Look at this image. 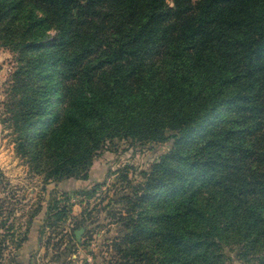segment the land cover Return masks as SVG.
I'll return each instance as SVG.
<instances>
[{"label": "trees", "instance_id": "1", "mask_svg": "<svg viewBox=\"0 0 264 264\" xmlns=\"http://www.w3.org/2000/svg\"><path fill=\"white\" fill-rule=\"evenodd\" d=\"M100 1L31 0L61 33L53 49L39 50L15 69L0 120L4 135L29 170L46 180L88 178L95 157L117 138L177 139L174 152L139 183L141 192L126 196L130 213L119 218L130 231L115 244L145 264H232L225 263L223 246L232 240L242 264H264V141L256 148L255 138L242 139L255 155L253 184L239 193L236 183L225 182L240 166L229 149L240 145L232 136L240 133L241 118L231 111H264V0H105L99 8ZM22 22L7 20L0 31L13 49L34 51L40 43L26 42ZM64 37L74 43L71 56L60 47ZM53 52L68 66L62 73L77 77L62 82L63 113L36 131L49 114L45 96L53 90L35 78L47 66L44 55ZM87 52L103 68L96 82L88 66L72 71ZM157 54L160 59L152 58ZM206 123L212 136L181 154L179 140ZM119 176L132 183L129 172ZM208 180L215 186L202 191ZM105 184L81 194L92 198ZM166 194L172 201L156 205ZM3 223L0 259L16 230Z\"/></svg>", "mask_w": 264, "mask_h": 264}, {"label": "rangeland", "instance_id": "2", "mask_svg": "<svg viewBox=\"0 0 264 264\" xmlns=\"http://www.w3.org/2000/svg\"><path fill=\"white\" fill-rule=\"evenodd\" d=\"M169 3L172 4L170 0ZM105 6L106 1H100L98 7ZM1 10H4L5 14L0 18V27L7 20H14L19 26L22 20L21 29L26 32V42L36 39L40 45L34 51L33 46L24 50H15L12 44L5 42L9 37L8 33L0 31V120L4 116L7 88L19 63L39 50L49 52L48 50L54 48L57 35L61 33L56 25L46 23L44 10L31 0H0V13ZM16 11L19 13L18 16H15ZM208 27L205 26L203 29ZM20 35L19 32L15 39H20ZM60 47L62 52L71 56L74 43L64 37ZM92 55L89 52L84 53L79 61L72 64V71L77 69L82 71L88 66L96 82L98 80L96 76L103 68L92 61ZM159 55L152 58L158 60ZM58 57H60L58 52L44 55L45 59H49L47 66L42 68L35 78L40 86L53 90L45 96L49 114L43 116L42 123L36 131L50 128L54 118L63 113L62 105L66 97L62 92V82L75 80L77 77L70 70L66 73L69 78L62 73V70H67L68 66ZM232 113L238 114L241 118L240 133L232 136V143H240V145L234 151L231 149L229 151L232 156H239L241 160H238L239 172L229 180L225 177V182L236 183L240 193L242 188L244 190L247 188L246 183L253 184V179L256 177L255 167H251L255 155L247 144H242V139L255 138L258 140L256 148L264 141V111L249 113L241 109L233 110ZM223 115L222 113L220 117ZM247 123L254 124L247 127ZM207 125L208 123L204 124L199 131L192 134L195 136L189 135L179 140L181 154L188 150L192 152L201 137L205 139L212 136L207 131ZM249 128L252 129L248 130ZM176 141L177 139L170 138L165 142L142 143L131 138H117L95 157L88 178L46 180L42 174L29 170L26 162L17 155L11 139L8 135H4L0 121V150L7 149L9 152L8 160L0 157V207L6 208H3L2 213L0 211V225L5 221L6 228L14 225L16 229L12 240L8 238L10 243L0 259V264H145L137 262L135 258L129 259V255L124 250L121 252L120 246L115 244L130 231V228L124 225L125 219H120L119 215L123 213L125 216L130 213L126 196L134 197L136 194L133 192H141L139 183L146 180L147 174L152 172L155 164L174 152ZM127 166L132 168L127 169ZM121 170L129 172L131 184L123 182L120 176L118 177ZM217 174L221 175V172ZM262 177L261 175L260 178ZM212 178L213 181L218 179ZM218 180L221 183V179ZM105 181L106 184L94 197L87 198L81 194L82 191H88L94 185L103 184ZM210 181L200 184V189L204 191L215 186L214 182ZM189 183L188 190H191L194 184L198 185L197 179L190 180ZM243 193L245 195L246 192ZM173 197V194H166L162 199H157L156 205L161 207L166 202L172 201ZM10 212L14 215L9 218ZM33 212L32 222L28 224ZM24 236L26 239L21 241ZM223 246L228 257L225 263L242 264L239 260L237 243L228 240Z\"/></svg>", "mask_w": 264, "mask_h": 264}, {"label": "clouds", "instance_id": "3", "mask_svg": "<svg viewBox=\"0 0 264 264\" xmlns=\"http://www.w3.org/2000/svg\"><path fill=\"white\" fill-rule=\"evenodd\" d=\"M9 152L7 149L0 150V157L8 160Z\"/></svg>", "mask_w": 264, "mask_h": 264}]
</instances>
